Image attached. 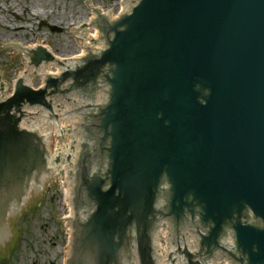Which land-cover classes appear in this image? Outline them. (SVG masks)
Masks as SVG:
<instances>
[{
    "label": "water",
    "instance_id": "1",
    "mask_svg": "<svg viewBox=\"0 0 264 264\" xmlns=\"http://www.w3.org/2000/svg\"><path fill=\"white\" fill-rule=\"evenodd\" d=\"M118 5L125 13L126 0ZM84 8L90 26L67 37L85 57L54 60L60 77L48 76L39 92L20 80L15 97L0 104V248L11 239L3 219H15L29 194L17 203V190L46 164L42 139L19 128L24 108L51 111L52 97L74 108L80 97L89 102L73 109L80 124L74 116L56 131L71 130L72 139L78 133L77 165L67 161L76 160L67 138L52 153L61 163L50 170L74 186L70 264H125L135 250L140 264H156L153 234L165 217L174 232L197 229L201 258L225 250L222 239L233 232V263L264 264V0H139L116 21L91 1ZM0 48L21 51V75L27 71L35 88L42 84L26 67L27 49ZM33 55L36 67L53 60L43 48ZM101 85L109 100L96 106ZM3 95L0 71V101ZM38 191L31 190L33 199ZM194 244L181 246L193 252ZM61 250L65 261L70 250ZM179 251L188 264H201Z\"/></svg>",
    "mask_w": 264,
    "mask_h": 264
},
{
    "label": "rangeland",
    "instance_id": "2",
    "mask_svg": "<svg viewBox=\"0 0 264 264\" xmlns=\"http://www.w3.org/2000/svg\"><path fill=\"white\" fill-rule=\"evenodd\" d=\"M86 1L118 14L119 0H0V45L28 50L45 42L59 58L79 56L81 50L75 48V39L67 36L69 29L85 27L89 22ZM49 27L62 32L52 33ZM0 71L10 95L21 75V51L12 56L10 48H0ZM63 198L60 185L51 189L46 185L35 199L31 193L15 219H3L11 239L0 248V264H64L61 248L67 246L68 238Z\"/></svg>",
    "mask_w": 264,
    "mask_h": 264
},
{
    "label": "bare ground",
    "instance_id": "3",
    "mask_svg": "<svg viewBox=\"0 0 264 264\" xmlns=\"http://www.w3.org/2000/svg\"><path fill=\"white\" fill-rule=\"evenodd\" d=\"M123 7H124V5H120V7H119V13H118L119 15L121 14ZM95 8L98 9L100 15H102V14H106V13H110V12H106L105 10H103V9H101V8H99V7H96L95 5H92V6H91V9H95ZM118 18H119L118 16L115 17L113 14H111V20H115V19H118ZM88 26H90V20H89V22L86 24V27H88ZM0 27H3L2 24H1V22H0ZM33 48H35V47H33ZM33 48H31L30 50H32ZM80 55H81V58L84 57V51H83V50L80 51ZM74 58H78V57H72V58H68V59H74ZM79 58H80V57H79ZM55 60H63V59L57 57V58H55ZM3 86H4V94H5V90H6V89H5V85L3 84ZM59 177H60V176H59ZM28 199H29V194H28V197H27L26 202L28 201ZM67 210H68V215H67L68 217H67V219H69L70 217H72V214H71V211H70V209H69L68 206H67Z\"/></svg>",
    "mask_w": 264,
    "mask_h": 264
}]
</instances>
